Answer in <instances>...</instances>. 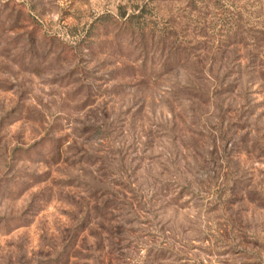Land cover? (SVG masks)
Instances as JSON below:
<instances>
[{
	"label": "rangeland",
	"instance_id": "rangeland-1",
	"mask_svg": "<svg viewBox=\"0 0 264 264\" xmlns=\"http://www.w3.org/2000/svg\"><path fill=\"white\" fill-rule=\"evenodd\" d=\"M252 1L0 0V264H264Z\"/></svg>",
	"mask_w": 264,
	"mask_h": 264
},
{
	"label": "trees",
	"instance_id": "trees-1",
	"mask_svg": "<svg viewBox=\"0 0 264 264\" xmlns=\"http://www.w3.org/2000/svg\"><path fill=\"white\" fill-rule=\"evenodd\" d=\"M162 1H167V0H162ZM252 6L257 7L258 10L255 13L256 14V23L259 24L260 29H258L256 32L260 37H257L261 44V48H256L254 47L252 51L257 52L258 54H262L264 57V0H253L252 1ZM263 16V17H261ZM243 37L238 35V33H233V35L229 36L227 45L229 48H234V47H240L243 45ZM247 44V43H246ZM264 59V58H263ZM260 74L259 81L264 85V63H262V66H260V69L257 71Z\"/></svg>",
	"mask_w": 264,
	"mask_h": 264
}]
</instances>
